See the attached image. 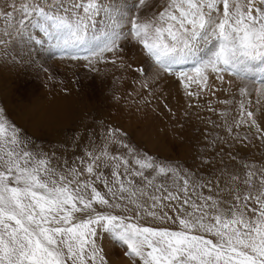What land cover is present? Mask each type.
<instances>
[{
    "label": "snow or ice",
    "instance_id": "6c2138e0",
    "mask_svg": "<svg viewBox=\"0 0 264 264\" xmlns=\"http://www.w3.org/2000/svg\"><path fill=\"white\" fill-rule=\"evenodd\" d=\"M151 6V0H134L130 8L112 9L115 16L103 0H71L70 4L48 0L47 5L32 0L21 7L38 17L33 26L55 40L62 52L86 51V56L71 58L87 60L89 66L104 59L105 53L121 50L122 24L126 22L131 39L157 66V75L160 70L173 72L174 65H193L188 71L173 73L189 96L200 94L187 91L192 84L201 91L208 88L209 73L220 81L228 72L243 78L257 63L264 73V0H166L162 10L141 20V10ZM102 13L107 30L97 33V17ZM143 86L148 87L147 81ZM239 92L244 99L239 102L240 119L235 127L247 125L264 141V109L258 118L251 110L247 85ZM256 92L264 98V77ZM260 103L257 99L256 104ZM227 130L231 133L233 128ZM109 138L127 149L132 164L128 158L110 155L105 147L99 155L86 153L90 162L81 160L83 170L57 172L46 156L38 158L26 150L22 130L0 107V264H108L97 243L105 234L126 247L125 255L132 264H264V168L259 169L258 186L256 171H247L242 181L247 191H236L232 195L235 203L222 206L213 196L196 192L176 168L138 156L116 138V130H110ZM248 140L245 135L240 142ZM101 161L105 167L112 166L111 186L98 171ZM121 167L129 177L127 182L120 179ZM146 169L154 170L156 176L172 173L183 184L174 180L176 191L161 185L155 189L161 195H149L130 178L142 177L146 187L153 186L155 176L152 180L145 177ZM85 174L87 178L82 179ZM97 181L107 188V195L98 190ZM190 188L201 203L189 195ZM97 206L110 211H97ZM114 209L134 215H116ZM149 218L179 227L152 226Z\"/></svg>",
    "mask_w": 264,
    "mask_h": 264
},
{
    "label": "rangeland",
    "instance_id": "374dc122",
    "mask_svg": "<svg viewBox=\"0 0 264 264\" xmlns=\"http://www.w3.org/2000/svg\"><path fill=\"white\" fill-rule=\"evenodd\" d=\"M31 2L0 0V107L5 109L9 121L22 130L27 141L26 150L38 158L46 156L52 168L65 174L71 168L83 170L85 165L81 160L90 162L86 153L99 155L105 147L110 155L128 158L132 164L127 149L109 138L110 130H116V138L130 145L138 156L146 155L156 164L176 168L180 176L190 180L196 192L213 196L222 206L235 203L232 195L236 191L241 194L247 191L242 183L247 171H256L254 181L258 186L259 169L264 168V141L247 125L235 127L240 119L239 102L244 99L240 96V87L247 85L248 99L252 101L250 107L258 118L262 114L260 109H264V98L256 92L264 77L258 70V63L251 72L242 74L243 78L228 72L220 81L215 74L209 73L208 88L201 91L199 86L192 84L187 91L200 94L189 96L183 82L173 73L191 63L174 65L173 72L160 70L157 75V66L146 56L142 46L131 39L130 26L126 22L122 24L121 50L105 53L104 59L89 66L87 60L72 59L76 53L62 52L55 40L33 26L38 17L26 14L21 7ZM38 2L48 4V0ZM64 2L70 4L71 0ZM151 2L153 6L141 10V20L157 14L166 0ZM103 3L112 12L115 8H130L134 0H103ZM132 12L135 14L136 10ZM112 15L115 16V12ZM105 20L104 13L97 17V33L100 29L107 30ZM141 67L145 72L137 71ZM146 81L148 87L143 86ZM59 97L61 100L71 98L72 115L59 108ZM257 99H261L259 105ZM228 127L233 128L231 133ZM245 135L249 140L241 143ZM100 163L98 171L103 172L111 186L112 166ZM133 166L139 170L138 166ZM119 171L120 179L127 182L129 177L124 174L123 167ZM144 175L149 180L155 176L153 186L146 187L147 181L142 177L130 178L135 187L144 189L149 195H161L155 191L161 185L168 191H176V184H183L172 173L156 176L154 170L146 169ZM233 176L239 179L233 181ZM96 186L107 195L102 183L97 181ZM189 195H192L191 188ZM192 199L197 200V197L192 195ZM141 200L150 203L147 197ZM97 211L110 210L97 206ZM111 211L116 215H134L123 213L121 209ZM147 222L173 230L179 227L150 218ZM97 243L103 248L108 264H132L131 258L125 255L126 247L113 243L107 234Z\"/></svg>",
    "mask_w": 264,
    "mask_h": 264
},
{
    "label": "bare ground",
    "instance_id": "6f19581e",
    "mask_svg": "<svg viewBox=\"0 0 264 264\" xmlns=\"http://www.w3.org/2000/svg\"><path fill=\"white\" fill-rule=\"evenodd\" d=\"M143 55V54H142ZM145 58V57H144ZM146 59V58H145ZM138 60V59H137ZM60 61V60H59ZM66 65V64H65ZM70 65H71V63H70ZM64 67V66H63ZM71 67H73V66H71ZM71 67H70V69H71ZM67 71H68V69H67ZM70 73H73L72 71L70 72ZM58 97V96H57ZM56 97V98H57ZM61 98L62 97H59V99H57L58 100V102L57 103H59L58 104V106H59V108L60 109H64L65 111H66V113L67 114H69V115H72L73 114V111H74V103H73V101L71 100V98H68L67 100L66 99H62L61 100ZM64 115H65V112H64Z\"/></svg>",
    "mask_w": 264,
    "mask_h": 264
}]
</instances>
